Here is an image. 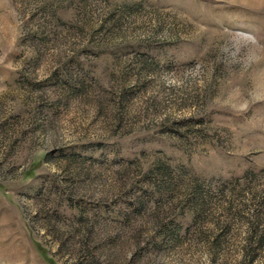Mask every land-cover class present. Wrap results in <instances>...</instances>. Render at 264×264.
<instances>
[{"label":"rangeland","instance_id":"374dc122","mask_svg":"<svg viewBox=\"0 0 264 264\" xmlns=\"http://www.w3.org/2000/svg\"><path fill=\"white\" fill-rule=\"evenodd\" d=\"M38 245L264 264V0H0V264Z\"/></svg>","mask_w":264,"mask_h":264},{"label":"trees","instance_id":"16d2710c","mask_svg":"<svg viewBox=\"0 0 264 264\" xmlns=\"http://www.w3.org/2000/svg\"><path fill=\"white\" fill-rule=\"evenodd\" d=\"M199 191H201V190H199ZM38 250H39L40 254L42 255V257L47 261L48 264H56L55 261L52 258H50L47 255V253L45 252V250L42 247H40L39 245H38Z\"/></svg>","mask_w":264,"mask_h":264}]
</instances>
